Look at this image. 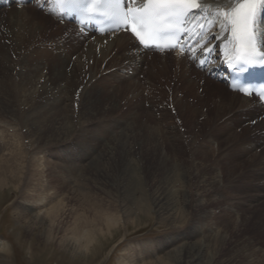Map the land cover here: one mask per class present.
<instances>
[{"label": "rangeland", "instance_id": "1", "mask_svg": "<svg viewBox=\"0 0 264 264\" xmlns=\"http://www.w3.org/2000/svg\"><path fill=\"white\" fill-rule=\"evenodd\" d=\"M28 5L30 4L25 7ZM50 32L49 30V34ZM3 38L0 37V47L8 43V48L12 50L11 42H2ZM11 53L12 70L16 69V72L23 67L25 69L22 64L23 59L18 53L12 51ZM172 54L175 53H170ZM37 57L36 54L34 58ZM74 59L75 57L73 62ZM5 66L0 60V79L4 75L3 72L7 71ZM104 77L105 75L99 76L88 86V90L94 85L98 86L95 88L97 93L92 91V96L98 94L100 105L96 106V110L100 114L97 113L80 121L79 113L83 107L80 100L78 102L74 99V102L62 103L60 110H64L65 105H68L70 111L77 115H75L77 123L74 126L75 130L65 143L61 140L64 138L63 135L48 132L39 118L36 120L27 118L26 113L31 105L25 106L22 102V94H18L15 87V82L20 78H14V81L11 77L9 99L12 103L2 102L0 99V157L4 154L6 155L4 158H9L7 154L12 153L7 169L0 170V264H120L121 261L136 264V262H144L145 258L148 259L146 262L153 259L154 261L150 262L153 264L158 258L165 259L167 255H173V252L194 244L196 248L206 245L204 263L213 259V264H264V178L258 176L263 172L264 146L257 149L253 147L250 154L242 155L236 147L244 136L241 127H236L233 131V134H238V139L231 138L228 143L222 139L219 145L206 144L204 135L218 123L219 120H214L217 116L215 113L212 114L213 120L205 126L204 120L190 118L188 108H180V110L178 108L180 106L175 102L178 98L187 99L192 106L202 105L200 101L186 93H175L173 80L169 76H167L168 83L163 84L165 92L161 95L157 89H144L146 75L139 74L138 83L137 81L133 85L129 83L132 91L136 90L135 93H138L135 99H131V91L118 86L111 88ZM79 84V80L74 81L75 86L78 87ZM36 94L40 95L41 91L38 90ZM152 94L155 95V100L150 104ZM114 103L117 106L110 111ZM205 110L209 108L206 107ZM4 112L8 115L6 116ZM174 120L175 123L177 122L175 126L179 124L178 132H183L181 135L178 134L175 143H171L169 127ZM126 121H131L136 141L129 158L142 162V167L140 166L139 169L144 180L143 193L138 189L135 197L120 194L127 193L129 188L123 187V182L121 183L118 178L122 164L119 155H116L119 157L117 161L112 159L107 173L91 172L86 168L99 155L111 152L109 145L116 136L109 137L106 134L108 126L113 122L123 125ZM147 128L154 130L150 139ZM139 130L141 134L138 136ZM160 134L158 139L157 135ZM154 136L157 141L162 142L161 146L156 145L157 149L152 144ZM162 147L168 148L167 153L170 156L164 167H158ZM195 160L204 163L203 170H199L197 175L193 168ZM175 164L179 167L178 171L187 170L192 175V179L188 185L178 184L173 187L178 193L172 216L167 215L160 219L156 209H153L152 199L163 186L170 189L169 184L163 183V185L161 181L164 180L165 174L173 170ZM64 165H71L76 175L78 173L77 184L73 186L75 191L78 190L75 194L76 198L72 197L73 199L65 197L66 191L71 188L63 181L59 169L57 173L51 171ZM213 168L215 174L221 175V182L212 186L214 189L211 187L206 189L207 192L202 195L197 187L198 179L212 172ZM37 169L41 170L37 176L30 172ZM82 176L84 179L81 178ZM34 179H38V182L44 186L40 191L43 196L55 193L58 198L59 195L65 197L67 203L65 205L73 207L79 217L85 213L90 216L98 214L97 210H99L100 214L118 221L121 227L114 242L123 238V244L114 250H112L113 243L100 249L77 244L75 249L64 251L62 243L67 237L73 236L67 231L71 225L69 219L61 222L60 230L57 227L50 228L47 223L45 228L36 229L26 222L25 216H22L20 203L28 197V193H31L30 184L36 181ZM115 181L120 183L119 194L117 187L113 186ZM209 194H213L214 198ZM183 195L189 196L188 200L182 197ZM143 198L148 199L147 202ZM89 203L97 210L90 208ZM19 211L21 215L18 216ZM143 212H147L148 217ZM16 217H21L23 221L17 222ZM5 245L8 246L6 251L3 250ZM142 252L145 256H139Z\"/></svg>", "mask_w": 264, "mask_h": 264}, {"label": "bare ground", "instance_id": "2", "mask_svg": "<svg viewBox=\"0 0 264 264\" xmlns=\"http://www.w3.org/2000/svg\"><path fill=\"white\" fill-rule=\"evenodd\" d=\"M145 1L137 0L136 4L142 5ZM198 2L202 6L203 11L201 16L197 17V21H192L190 34L195 35L192 36V40L188 41L191 44L194 40L200 39V44L195 45L193 49L194 54H197V60L194 62L184 54L183 48L173 51L175 54L164 56H161L159 52H156L158 55H154V51L142 50L128 34H112L106 37L96 36L92 31H86L84 34H81L78 31L77 25L70 21L69 18H61L58 15L56 0H34L33 3L26 2L25 4L17 3L15 0H10L9 2L0 0V10H2L0 11V37H4L2 42L9 41L13 46L12 50L8 48V43L0 47V60L6 65L4 68L7 69L6 72H3L4 75L0 79V99H2V102L12 103V100L9 99V94L11 93V77L13 80L19 77L20 80H17V83L15 82V87L17 88L18 94H22L23 101L22 99L21 101L25 103V106L31 105L30 109L28 108L30 111L27 110L26 113L27 118L34 120L39 118L44 123V126H46L48 132H54L60 134V136L63 135L64 138H61V140L62 143H65L73 133V130H75L74 126L77 123L75 122L76 114L74 115L70 111L68 105H65V111L60 110L62 103L64 104L67 101L74 102V99L77 101L80 100L83 106L79 113L80 121L96 115L98 113L96 106L100 105V99L98 98V94H95L93 97L92 91H94L93 93H97L95 88L98 86L94 85L90 90H88V86L99 76L105 75V82L109 83L111 88L118 86L131 91V99L137 98L138 93H135L136 90L132 91L129 83L131 85L136 81L138 83L139 74L144 73L146 75L144 89H157L161 95L165 92L163 84L168 83L167 76H169L173 80V90L175 93H186L195 100L200 101L202 105L201 107L192 106L187 102V99L178 98L175 102L177 106H180L178 107L179 109L188 108L190 118L204 120L203 125L205 124V126L213 120L211 117L212 114L215 113L217 116V118L214 117V120H219L218 123L215 122V126L209 129V132L204 135L207 140L206 144L218 143L219 145L222 139H225L224 142L226 143L233 138L238 139V134H233V131L236 127H241L244 136L241 139L242 141H239L240 144L238 143V146H235L238 147L242 155L250 154L253 151L251 150L253 147L257 149V147L264 146V109L255 100L245 99L229 91L228 85L223 81L224 67L231 56L229 34H232L231 21L226 20L225 16L230 14V10L237 5L234 3V0H198ZM27 4L30 5L25 7ZM14 6L16 7L13 8ZM19 6H21V9L18 8ZM259 21L261 25V38L264 42V11L260 13ZM62 23L64 26H62ZM49 30L51 31L50 34ZM210 36L213 38L211 44L208 46L215 45L216 51H214L213 59L209 66L201 69L198 66L200 58H202L199 55V51L209 40ZM217 36L220 39H217ZM11 51L18 53V56L23 59L22 64L25 66V69L24 67L19 68L20 71L17 70V74H15L16 69L12 70L11 67ZM36 54L38 57L35 59L34 56ZM47 67L48 70L46 71ZM12 74L15 75L12 76ZM75 80L80 81L78 87L74 85ZM38 90L41 91L40 95L36 94ZM151 96V101H148L150 104L155 100V95L152 94ZM115 104L111 105L110 111H113L112 108L117 106ZM35 105L36 107L34 108ZM206 107L209 110H205ZM176 123L174 120L170 125L171 127H169L171 143H175L178 134L181 135V132H183H178L177 126L179 124L175 126ZM117 125V123L113 122L108 126V130H106V134L109 137L116 136V139L111 141L109 145L111 152L105 153L106 155H99L86 168L91 172L107 173L112 159L114 158L117 161L120 157L122 164L118 178L121 183L123 182V187L129 188L127 193L121 192L120 194L135 197L136 191L140 189L143 193L144 187V180L140 173L141 169H139L142 167V162L129 158L130 151L136 143L134 140L135 131L131 121H126L123 125ZM146 131H148L147 133L150 139V135L154 134V130L147 128ZM137 134L139 136L141 130ZM159 136L161 134L157 135L158 139ZM181 137L183 138V136ZM156 139V136H154L152 142L154 147L156 145L161 146L160 143L162 142ZM163 147L161 149L159 163L157 164L158 167H164L170 156L167 153L168 148L164 149L166 147ZM116 155H119V157ZM7 156L9 158H4L6 157L4 154L0 157V170L7 169V163H9V160L11 161L12 153H8ZM203 164L200 160L193 162L196 175L204 166ZM214 168L211 170L212 172L209 171L210 173L204 174L198 179L197 187L202 195L207 192L206 189L213 188L212 186H216L221 182V175L215 174L213 172ZM58 169L63 181L68 183L71 188L66 191L65 197L73 199L72 197H75V194H77L76 191L78 190L76 189L75 191L73 189L75 187L74 185L77 184L78 173L76 175L71 165H64L51 171H56L57 173ZM178 169L179 167L175 164L173 170H169L170 172L165 174L164 180L161 181V184H169L171 186L170 189L163 186L154 194L152 199L153 209H156L160 215V219L163 216H172V211H174L177 200L176 194L178 193L173 187L178 184L188 185L192 179V175L187 170L180 172ZM40 171V169H37L31 170L30 172L37 176L41 173ZM262 171V173L258 174L260 178H264V167ZM119 184L118 181H115L114 185L112 184L114 187H117L118 194L120 191ZM30 185L28 186L31 187V193H28V197L20 203L23 212L22 216H25L27 219L26 222L36 229L45 228L47 223V226L49 225L50 228L57 227L60 230L61 222L64 219H69L71 224L69 229L71 231L69 229L67 231L73 236L67 237L66 241L62 243L64 251L75 249L77 244H86L90 247L93 246L96 249H100L106 248L113 243L114 247L112 250L123 244V238L114 242L118 230L121 227L118 221L112 217L100 214L99 210L95 209V207L92 208L91 203L88 204L89 207L97 210L98 214L90 216L85 213L79 217L75 214L73 207L65 205L67 204L64 199L65 197L63 198L59 195L58 198V195L55 193H48L43 196L40 191H42L44 186L41 185V182H38V179ZM213 194L209 195L214 198ZM182 197L187 199L189 196L183 195ZM143 199L146 202L148 200L146 198ZM143 213L148 217L147 212ZM17 215H21L20 211ZM18 221L22 222L23 220L19 217L17 218ZM194 245H188L189 247L177 250L175 253L173 252V255H167L168 257L165 259L164 257L161 259L158 258L157 262H153V264H213V259L204 263L206 258L204 247L206 245H202L203 248H196ZM3 250H8V246L5 245ZM141 255L145 256L144 252L139 254V256ZM146 260L148 259L145 258L144 262L142 261L143 263L136 262V264H150V262L154 261L150 259V262H146ZM120 264L128 263L121 261Z\"/></svg>", "mask_w": 264, "mask_h": 264}, {"label": "snow or ice", "instance_id": "3", "mask_svg": "<svg viewBox=\"0 0 264 264\" xmlns=\"http://www.w3.org/2000/svg\"><path fill=\"white\" fill-rule=\"evenodd\" d=\"M20 3V0H17ZM99 2V0H96ZM115 5L136 3L137 0H110ZM146 3L154 7H146L142 9L140 15L133 17V22L130 25H125L126 28L130 27V31L134 37L139 40V44L145 48L149 47L146 43L145 36L142 34L141 29L148 28L151 30L153 36H157L163 30L164 21H180L183 18L185 21H197V17L201 16L203 11L202 6L198 0H146ZM236 7L230 10V14L225 16L226 20L231 21V31L235 39L238 41L239 56L235 63L230 65L231 71L234 73L243 74L250 68L260 67L264 69V48H260L259 40L260 32V13L264 11V0H234ZM176 5H183L185 7H174ZM131 8L125 9V14L133 12ZM112 15L115 19H120V13L113 10ZM157 20L160 22L157 23ZM171 27V25H169ZM185 31L181 34V39L187 37L185 42L181 45L184 49V54L191 58L192 61L197 60V54H194L193 49L195 45L200 44V39L194 40L191 44L188 41L192 40V36ZM212 36L201 47L199 55L203 57H210L216 46L211 44ZM220 39V37H216ZM177 45H171L170 49L175 50ZM259 51V55L257 52ZM206 60L199 61L202 67ZM248 94H251L249 92Z\"/></svg>", "mask_w": 264, "mask_h": 264}]
</instances>
